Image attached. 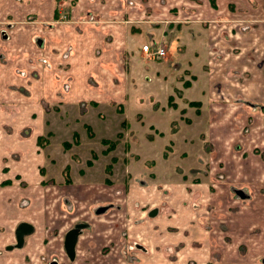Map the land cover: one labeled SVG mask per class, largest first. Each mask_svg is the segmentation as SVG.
Returning a JSON list of instances; mask_svg holds the SVG:
<instances>
[{"label": "crops", "instance_id": "crops-1", "mask_svg": "<svg viewBox=\"0 0 264 264\" xmlns=\"http://www.w3.org/2000/svg\"><path fill=\"white\" fill-rule=\"evenodd\" d=\"M150 4H153L152 0H0V100L5 105L17 104L12 106L16 114L28 115L27 118L24 116V122L13 121L11 124L18 133L10 134L9 129L3 127L9 139L0 142V184L10 179L7 185L0 186V264H259L253 263V224L248 222L253 206L245 209L250 198L243 200L237 193L244 189L238 184H245L244 180L253 181V153L244 151L241 154L240 149H236L247 138L253 145V136L257 134L239 133L240 126L234 123L231 113L241 116L243 110L214 103L215 98H219L214 89L213 105L205 112L206 137L203 132V140L207 141L208 137L212 145L211 154L208 150L202 151L201 162L210 159L208 163H213V157L218 156L225 163L238 152L237 161L233 163L238 166V172L229 164L222 174H217L221 171L216 168L209 169L208 174H190L186 181L165 183L162 187L146 186L135 176L127 186L117 189L116 183L89 182L90 177L67 185L52 181L46 186L41 184V165L45 163L48 151L47 147H39L38 136L45 132L46 120L53 124L51 102L58 106L89 105L88 102L97 103V106L129 102L144 105L142 96L134 88L133 78L149 75V70L146 71L142 64L151 65L162 59L152 57L142 49L148 42L145 37L150 41L158 39L161 23H174V20L167 21L168 14L163 17L150 10ZM229 26L220 27L219 37L230 34L234 39L237 35L240 38L241 23L238 22L235 29ZM252 40V37L247 39ZM161 41L164 45L165 35ZM250 46L253 47V42ZM231 47L217 44L214 54L220 58L212 62L210 78L216 64L229 72L231 69L239 72L243 66L257 64V57L248 62L243 60L241 52L236 55V50L242 48L240 41ZM227 80L230 91L233 89L238 96L240 89L231 86L229 78H212L211 84L221 82L224 90ZM100 113L103 115L101 121L106 123V113L103 110ZM246 114L252 117L253 111L248 109ZM57 120L62 121V118L58 116ZM27 125L31 126L29 137L22 135ZM121 127H124L121 141L105 155L110 156V160L114 157L112 162L118 161L116 156L121 153L120 148L127 147L122 153L128 163V157L135 156L137 160L144 156L145 150L135 151L133 142H128L127 136L133 132L128 124L118 128ZM63 129L68 131V126ZM111 130L106 125L105 131ZM5 136L1 134V137ZM182 136V143L189 142L193 146L194 133ZM11 138L14 140L10 141ZM176 143L165 146L173 155L176 154L172 150ZM80 145L82 143L76 146ZM204 152L207 154L205 160ZM160 154L167 156L163 151ZM39 173L40 182L36 183ZM17 175L21 179L15 182ZM52 178L49 175L44 179ZM226 179L235 186L230 188ZM66 189L80 198L74 199L78 203L74 221L71 219L64 225L55 221L49 224V210L53 216L58 212L63 216L60 192ZM248 189H244L245 196L249 194ZM54 190L59 193L58 205L52 202L51 191ZM186 199L199 203L196 208L193 203L183 205L181 202ZM25 200L30 205L23 210L20 204ZM104 203L109 206L102 212L104 214L95 213ZM174 217L180 220H172ZM76 220L90 223L80 232L75 258L71 260L64 241L68 228L74 224L70 222ZM23 221L31 223L34 230L25 236L22 247L9 249L16 243L15 230ZM127 235L129 239L125 237ZM242 240L247 248L243 252L245 257L240 253L244 249L239 244ZM130 241L139 244V250L133 252L130 249L132 252L129 253ZM258 248L255 254H264V245Z\"/></svg>", "mask_w": 264, "mask_h": 264}, {"label": "rangeland", "instance_id": "rangeland-1", "mask_svg": "<svg viewBox=\"0 0 264 264\" xmlns=\"http://www.w3.org/2000/svg\"><path fill=\"white\" fill-rule=\"evenodd\" d=\"M152 3L150 4L152 5L150 10L156 11L157 14H163V17L168 14L169 19L167 21L174 20V23H171V25L161 23L162 26L158 29V31L160 30L158 39L150 41L145 37L147 43L152 44L155 41L159 45L162 42L163 35H165L164 46L166 48L165 58L167 59L156 60V63L151 65L147 62L142 64L146 71L149 70V75L144 76L145 78H133L136 85L134 88L142 96L140 98L143 99L142 103L144 102V105L129 102L123 105L107 103L97 106V103L90 104L88 102L89 105L66 106L64 104L58 106L51 102L52 108L49 109L54 119L51 120L53 124H49V121L46 120L45 132L38 136V138L43 136L42 146L39 147L41 149L47 147L48 151L46 161L41 165L42 171L40 173L43 175L41 184L43 183L46 186L49 181H52L54 184L67 185V178L81 182L90 177L88 178L89 182L104 183L106 181L107 184L116 183L118 184L117 189L123 185L127 186L131 181V177L135 176L138 182L142 183L141 181H144L143 183L146 186L160 185L162 187L165 183L186 181V177L190 174H208L209 169L214 170L216 168L215 170L221 171L217 174L224 173L229 164L233 165L237 161L238 152L230 156V160L225 163L221 159L222 153L220 154L221 160L218 156L213 157V163H208L211 162L210 159L201 162L200 158L202 157V151L208 150L211 154L212 145L208 137L207 141L203 140V132H206V137L207 114L205 112H208L213 105L212 89H214L215 93L219 94V98H215L214 103L227 105L226 108L236 106L239 110H243L241 116L231 113L234 115V123H238L240 126L239 133L243 132V135H250L252 132L257 134L256 137L253 136V145L252 141L247 138L243 139L236 149H240L241 154L244 151L253 153V170L250 169L252 166L248 168V170L253 171V178L251 179L253 181L244 180L245 184L238 185L246 191L247 187L249 188V194H246L247 196L240 195V198L243 200H249L250 198L245 209L253 206L248 220L250 224H253L251 233L253 235V263L262 264L261 259L264 254H255L258 253L255 250L264 245V112L262 111V106H264V0H152ZM177 20L180 22H177ZM223 20L225 24H221ZM238 22L241 23V39L239 35L236 36L238 38L234 39L230 34H225L222 38L219 37L218 32L221 26L229 24V28L235 29ZM260 34H262L259 36V38L262 37L261 39L257 38ZM248 37H252L253 40L247 41ZM238 41L242 43V48L236 50V55L239 56L241 52L243 60L248 62L251 61V58L257 57V64L243 66L239 72L232 69L230 72L226 71L222 69L221 64H216L210 78V71H213L211 68L212 62L220 58H217L214 54L217 44L220 46L225 44V47L232 48L233 43ZM251 42H253V47L250 46ZM261 51L262 53L259 55ZM218 55L220 56V53ZM251 75L253 78H249ZM233 76L236 78H233ZM216 77L229 78L232 81L231 86L236 85L238 90L240 89V94L237 96L233 89L230 91L228 80L224 85V90L221 82L211 84L212 78ZM196 100L200 101V106L190 103ZM15 105L17 104L5 105L0 100V142L9 139V135L3 127L9 129L10 134L18 133L13 130L15 128L11 124L13 121L22 123L24 122V116L26 118L28 116L16 114L15 108L12 107ZM201 106L204 109L202 112ZM123 107L125 108L124 111ZM248 109L253 111L252 117L250 114H246ZM102 110L106 113V123L101 121L103 115L100 111ZM27 111L31 110L27 109ZM231 114H228V116H231ZM58 116L62 118V121L57 120ZM247 117L252 119H246ZM124 124H128L133 131L127 136L128 142H133L135 151L145 150V155L137 160L135 156L128 157V163L122 153L127 147H121V153L116 156L118 161L112 162L114 157L110 160V156L105 155L109 150L107 149L108 145L104 144L102 140L105 137H108L105 139L114 140L119 132L123 135L124 127H118ZM106 125L112 129L110 132L105 131ZM65 126H68L66 132L63 129ZM30 131L31 126L27 125L22 131V135L26 136ZM2 133L6 136L1 137ZM187 133H194L193 146L189 142L187 144L182 143L184 142L182 135H187ZM121 137H118L117 143L121 141ZM12 140L14 139L11 138L10 141ZM66 141L71 142L72 145L67 146ZM170 142H177L172 149L176 151L175 155L168 147H165ZM80 143L82 145L76 146ZM115 147H110V149L112 150ZM161 151L167 153V156H162ZM203 154H206V152ZM203 157L205 160L207 154ZM66 166H69V170H64ZM235 168L238 172V166H235ZM86 170L91 173L87 174ZM40 173L36 183L40 182ZM49 175L53 178L44 179L45 177L49 178ZM19 179L21 177L17 175L15 182H18ZM7 181L10 182V179ZM6 182L0 184V186L7 185ZM225 182L230 188L235 186L230 180L226 179ZM21 184L26 186L22 180ZM68 190L60 192V207L63 206V216L59 215V212L53 216L49 210V224H52L51 221H55L56 224L64 225L65 222L71 219L74 221L75 208L78 206L74 199L80 198L71 191L68 192ZM51 193V196H53L52 202L58 205L57 195L59 193L56 190L51 191ZM36 197H40V195ZM43 200L42 197L41 202ZM25 202L20 204V208L23 210L30 205L29 201L25 200ZM45 202L48 203L47 197ZM49 203H51V200H49ZM181 203L189 205L193 202L186 199ZM197 203L199 202L194 201V208H196ZM110 209L107 211L108 213ZM239 210L242 211L243 208ZM64 215L67 217H64ZM175 219L180 220L177 217L172 220ZM76 221L78 222V220ZM79 222L88 223L89 221ZM100 229L102 230V228ZM125 237L129 239L128 235ZM129 243L132 246L128 248L129 253L139 250V244H133V241ZM239 244L245 249L243 240ZM244 249L240 252L242 257H245L243 252L247 248ZM167 251L170 252L169 249ZM166 254L168 255V253ZM130 261L134 262L133 259H130Z\"/></svg>", "mask_w": 264, "mask_h": 264}, {"label": "water", "instance_id": "water-1", "mask_svg": "<svg viewBox=\"0 0 264 264\" xmlns=\"http://www.w3.org/2000/svg\"><path fill=\"white\" fill-rule=\"evenodd\" d=\"M262 111L264 112V106H262ZM237 193L239 195L245 196L242 190H238ZM109 206H99L96 209V213L100 214L108 209ZM154 212H151L153 214ZM88 226V223H76L74 228H71L68 230L65 234V250L68 255V257L73 260L75 258L76 253V244L78 240L79 233L81 230ZM34 226L26 221L20 222L15 230L16 235V243L14 245H10L8 248L11 249L14 246L16 247H22L25 241V236L29 235L31 232H33ZM262 262L264 263V258L262 259Z\"/></svg>", "mask_w": 264, "mask_h": 264}, {"label": "trees", "instance_id": "trees-1", "mask_svg": "<svg viewBox=\"0 0 264 264\" xmlns=\"http://www.w3.org/2000/svg\"><path fill=\"white\" fill-rule=\"evenodd\" d=\"M190 103H191L192 105H195V106H200V105H201L200 101H198V100H196V101H191ZM121 135H122V133L119 132V133H118V136H117L116 139H114V140H110V139H105V138H104L102 141H103L104 144H107V145H108V148H107V149L109 150L110 147L113 148V147L116 146L117 141H118V137H121ZM42 143H43V136H40V138H38V144L42 146ZM109 143H110V145H109ZM65 144H66L67 146L72 145L71 142H67V141L65 142ZM65 169L69 170V166H66V167L64 168V170H65ZM66 183L71 184V183H73V180H71L70 178H67Z\"/></svg>", "mask_w": 264, "mask_h": 264}, {"label": "built area", "instance_id": "built-area-1", "mask_svg": "<svg viewBox=\"0 0 264 264\" xmlns=\"http://www.w3.org/2000/svg\"><path fill=\"white\" fill-rule=\"evenodd\" d=\"M143 50L150 53L151 56L154 57H164L166 55L165 47L161 44L154 43L153 46H150L149 44L143 45Z\"/></svg>", "mask_w": 264, "mask_h": 264}, {"label": "flooded vegetation", "instance_id": "flooded-vegetation-1", "mask_svg": "<svg viewBox=\"0 0 264 264\" xmlns=\"http://www.w3.org/2000/svg\"><path fill=\"white\" fill-rule=\"evenodd\" d=\"M76 223H80V222H74V224H73L71 227H69L68 230H70L71 228H74ZM68 230H67V231H68ZM79 235H80V233H79ZM78 237H79V236H78Z\"/></svg>", "mask_w": 264, "mask_h": 264}, {"label": "bare ground", "instance_id": "bare-ground-1", "mask_svg": "<svg viewBox=\"0 0 264 264\" xmlns=\"http://www.w3.org/2000/svg\"><path fill=\"white\" fill-rule=\"evenodd\" d=\"M162 45V44H161ZM162 46H164V45H162ZM165 47V46H164ZM166 49V48H165Z\"/></svg>", "mask_w": 264, "mask_h": 264}]
</instances>
